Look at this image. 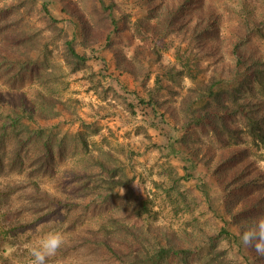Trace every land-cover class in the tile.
Listing matches in <instances>:
<instances>
[{"label":"rangeland","instance_id":"obj_1","mask_svg":"<svg viewBox=\"0 0 264 264\" xmlns=\"http://www.w3.org/2000/svg\"><path fill=\"white\" fill-rule=\"evenodd\" d=\"M112 1L116 12L127 13L111 39L124 52L123 61L132 52L147 59L163 44L165 59L181 54L185 41L179 28L158 38L148 30L149 40L141 43L132 35L133 24L153 15L160 0ZM200 1L166 3L182 7L179 12L189 18V10ZM243 1L251 5L243 6ZM213 2L225 36L227 15L239 23L241 38L234 50L246 58L249 47L253 55L263 56L264 25L258 33L251 28L254 20L264 18V0ZM61 7L71 9L70 18ZM85 21L92 23L95 42L90 46L78 34ZM109 26L95 0H0V264H30L25 246L50 230L61 232L64 244L47 264H247L252 257L264 264V257L219 235L222 226L240 235V225L254 220L242 208L250 206L255 194L234 179L246 163L247 172L259 180L255 186L264 189V163L257 158L261 150L245 130L233 137L238 144L222 146L208 123L188 126L184 136L182 126L190 116L166 108L179 105L187 82H173L177 94L169 88L160 92L155 83L158 66L149 65L145 79L134 62L130 64L140 72L138 78L120 72L114 51L102 46ZM74 33L72 45L87 56L81 66L74 64L66 47ZM205 77L197 71L198 80ZM246 95L249 99L250 93ZM251 96L257 98L255 91ZM261 97L258 113L264 126V93ZM148 99L153 103H138ZM185 151L194 153L197 162L184 161ZM99 161L119 168L114 172L124 180L108 199L103 187L96 192L88 184L104 177ZM170 166L180 191L171 190L168 196L156 189L153 179ZM95 170L99 181L87 174ZM145 198L154 199L152 210L135 214ZM227 198L233 216L219 215ZM164 245L187 247L190 254L186 260L160 255L157 261L154 256L163 253Z\"/></svg>","mask_w":264,"mask_h":264},{"label":"trees","instance_id":"obj_2","mask_svg":"<svg viewBox=\"0 0 264 264\" xmlns=\"http://www.w3.org/2000/svg\"><path fill=\"white\" fill-rule=\"evenodd\" d=\"M95 1L97 5L105 11L110 24L103 35L102 40L104 44H102V46L114 51V58H116L117 61L116 66L120 72L134 75L137 78L141 72L144 75L143 79H145L146 75L149 76V65L151 69L152 67L158 66L159 70L156 72L157 76L155 77V83L156 90L160 92L162 88H169L170 92L177 89L175 88L177 86H175L173 82L177 81L179 84L187 82L186 86H184L185 93L178 100L179 107L166 108L173 112L179 109L184 118L190 116L182 126L184 127V136H187L186 132L188 126L208 123L217 142L220 141L222 146L229 147L239 143V141H236L233 137H237L245 130L251 138L252 144L261 150L257 158L264 163L263 114L258 113L260 106L257 102V99L259 100L262 98L261 93H264V90L260 88L262 84L264 85V55L257 54V56H255L253 55V50L250 51V48L247 47L249 56L244 58L234 50L236 41L241 38L238 34L240 32L238 22H233L230 15L226 16V18H228L226 20L229 22L230 27L228 28V35L225 36L220 27L222 17L221 15H217V12H214L215 2H213V0H202L198 2L189 10V18H187L185 14L179 12V9L182 7L177 9L167 4L166 1L168 0H160V2L156 3V8L154 7L153 15L141 18L133 24L132 35L140 39L141 43L149 40L148 37L150 36H148V34L146 35L148 30H151L156 35L155 37L158 38L168 35L169 31L173 28H179V33L183 35L182 38L185 41L183 51L181 54L174 56L173 59H165L163 54L165 47L163 44L161 47L150 51L149 53L151 54L147 59L138 57L137 53L132 52L130 57L125 58L127 60L125 62L121 59L124 52L114 47L111 39L121 28V17L126 16L127 13H119L117 10V14L116 9H114V1L112 0ZM242 3L243 6L251 5L246 1ZM42 5L45 12L49 14L48 4L44 2ZM61 9L66 13L67 17H71V9L68 7H61ZM150 9H152V7H150ZM241 12L246 18V11L242 10ZM250 21L251 20L247 18L245 24H250ZM91 24V22L85 21L78 29V34L85 39L82 44L84 43L86 46H90L95 42V40L90 37L94 36L93 33L91 34L93 31L92 28H89ZM240 24L244 25V23ZM262 25H264V18L261 20L258 18L257 21L254 20V22H252L251 29L253 32L258 33L259 29L262 31ZM136 33L137 36H135ZM219 34L220 36H217ZM75 38L76 33L72 34L71 38L67 41L66 47L69 55L73 57L74 64L81 66L85 63L84 61L87 59V56L72 45ZM136 46L139 47V43ZM132 56H134L135 59H133ZM204 56H206V59H203ZM190 61H192V64H190ZM133 62L137 65L140 72L133 66L131 67L130 63ZM199 70L206 73V77L201 80L197 78V71ZM174 91L175 94H177L176 90ZM251 91H255L257 98L251 96ZM257 91L260 92L257 94ZM245 92L246 94H248V92L250 93L249 99H247ZM222 96H225L224 100H220ZM138 103L147 106L148 104H152L153 101L152 99H148L140 103L139 100ZM238 122H242L244 125L242 126ZM74 139L80 142L83 141V138L81 139L78 136L74 137ZM188 140L192 141L194 139L189 138ZM171 146H173V144L170 143V148ZM171 150L175 152L177 149L175 150V147H172ZM181 157L184 161L190 163L197 162L194 153H190L189 151H185L184 154L182 153ZM97 166L104 177L99 181L97 178L100 174L99 171H91L87 173L88 176H91V179L99 182L88 184L91 186L93 185L96 192H99L98 189L103 187L105 198L108 199L112 196L114 190L124 184V180L123 177L117 176L114 172L116 169V171H119V168L104 164L101 161L98 162ZM183 168L186 169V166H183ZM247 170L248 165L244 163L242 168L237 170L235 174L237 177L234 179V182H239L242 188L248 187L247 190H250L251 194H255L250 206L244 205L242 208L244 211H249V219H254L261 214L264 215V189H259V187L255 186L254 182L259 180L257 177L248 173ZM239 172L241 173L238 174ZM159 174L160 176L158 178L153 179L154 186L157 190L167 192L168 196L171 190L180 191L177 186L179 180L177 176L173 174L171 166L164 167V170ZM250 175L252 177H250ZM244 177L246 180H243ZM168 182L171 186H166ZM261 182L264 183V178L261 179ZM88 184H85L86 188L89 187ZM237 190L238 188L236 191ZM242 196L246 197L247 194ZM226 200L227 202L224 201L222 203L223 207L219 215H235L234 210H232L233 206L230 198ZM153 202V198H145L139 202L133 212L137 215L147 213L152 210L151 204H153ZM249 207L253 209L249 210ZM214 212L218 214V210ZM219 235H224L227 236L229 240H234L238 248L241 249L242 243L240 235L228 233L224 226L220 228ZM160 249L163 253L156 252L154 256L157 261L160 260V258L157 257L160 255L172 254L185 258V256L190 254V249L187 247L172 248L168 245H164L160 247ZM246 261L247 264H262L259 258L254 259V257L251 259L247 258Z\"/></svg>","mask_w":264,"mask_h":264},{"label":"clouds","instance_id":"obj_3","mask_svg":"<svg viewBox=\"0 0 264 264\" xmlns=\"http://www.w3.org/2000/svg\"><path fill=\"white\" fill-rule=\"evenodd\" d=\"M240 240L245 248L254 251L258 257H264V215L257 216L250 224L240 225ZM63 244L61 232L50 230L42 233L36 241L25 246L30 264H47Z\"/></svg>","mask_w":264,"mask_h":264}]
</instances>
